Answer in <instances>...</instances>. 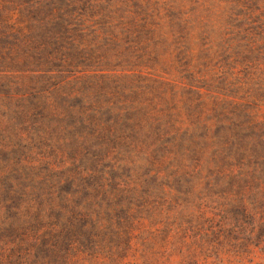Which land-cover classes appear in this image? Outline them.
Listing matches in <instances>:
<instances>
[{"label":"trees","instance_id":"16d2710c","mask_svg":"<svg viewBox=\"0 0 264 264\" xmlns=\"http://www.w3.org/2000/svg\"><path fill=\"white\" fill-rule=\"evenodd\" d=\"M206 1L193 10L163 4L152 22L150 7L125 0H0V86L9 97L0 98V264H52L56 247L75 250L67 262L78 248L108 247V260L124 262L131 252L135 264L153 247L155 211L172 229L177 217L168 222V214L181 204L197 213L175 229L194 247L187 258L214 249L211 264H221V249H248L247 238L225 228L236 214L252 222L251 234L264 229V199L246 195L251 165H261L263 103L240 95L249 77L264 78V0L209 6L199 28L218 23L226 37L198 55L216 76L199 85L190 38ZM207 31L195 35L211 37ZM163 45L184 60L187 74L176 81L165 76L179 71L162 65ZM132 64L153 72L131 74ZM130 76L151 83H121ZM155 184L161 188L146 189ZM201 184L207 202L191 189ZM215 215L213 239L208 228L194 230Z\"/></svg>","mask_w":264,"mask_h":264},{"label":"rangeland","instance_id":"374dc122","mask_svg":"<svg viewBox=\"0 0 264 264\" xmlns=\"http://www.w3.org/2000/svg\"><path fill=\"white\" fill-rule=\"evenodd\" d=\"M125 1L129 3L131 2L136 3L139 5L140 8L146 7L147 9H149L150 7V15L153 18L152 22H158L159 20H161V17L164 12L163 4L166 5L165 8L180 6V8H184V10H187V9L193 10V8L196 6V3H195L196 0H125ZM220 3H224V2L220 0H209L205 2L202 8L195 10V12L201 13V17L198 19V22L200 24L196 22L195 23L196 26H194V28L192 29L193 33L191 34L190 39H191V45L193 48V54H195V57L189 66L191 67V71L194 72L196 78L199 79L198 80L199 85H202L204 83L203 80L206 78L208 79L211 75L214 78H216V76L213 75V70L210 71L211 65L207 67H202V66H206V60L208 58H203L202 56V58L199 59L198 55L202 54L203 52H205L204 50H208L209 48H210L209 53L217 51V49L220 48L222 39H224L226 36L224 35L223 38L221 37L223 35V32L220 31L217 25L218 23L214 24L213 26L210 25L211 27L210 26H205L202 28H199V27L201 26V18H205V14L210 12L209 8L210 7L216 8L218 6L220 7L219 5ZM145 10L146 9H143L140 12H144ZM206 23L207 21L205 20V24ZM199 29L200 30L206 29L208 30L207 32H209L210 30L211 35L209 34V36L211 37L204 38L205 36H207L206 33L200 35V37H196L195 32H197ZM173 47H175V45ZM165 49H166L165 45H163V47L160 48V50L164 52V53L162 52V57H160V61L162 65H164L167 72H171L174 70L179 71V74H177L175 78L170 77L169 74H166L165 76L168 79H175L176 81V79L187 74V71H185L186 68L183 70L184 67L181 65L182 62L184 63V60L180 59L178 55L176 56V50L169 48L167 49V51H165ZM257 53L259 52L258 51L253 52V54H257ZM131 60L133 63L136 59L134 58ZM141 61H144V59H138V63L140 64L147 65V63H150V62L141 63ZM178 61L180 62L177 63ZM195 64H198L200 66L196 69L194 66ZM121 66H126L127 68H129L125 63H123ZM145 66L144 65L137 66L135 64H132L130 68H133V70L137 68L138 71L140 70L139 71L140 74H138L139 72L137 70H134V71L131 70L129 71V73L131 74L136 73V75H141V76H151L148 72H153V71L149 68H146ZM199 68H203L204 71L198 70ZM259 72H264V66L261 67V70H259ZM172 74L176 75L175 72H173ZM249 78H250V84H249L248 91L247 92L243 91L240 93V95L245 96V99L247 101L251 102L253 100H257L263 103L259 107L258 114H259L260 119L264 120V78L258 79L256 75H252V77H249ZM121 83L145 84L146 82H142L138 78L136 77L133 78V76H130L127 78H122ZM148 83H151V82H147L146 84ZM258 86H262L260 92H259V89H257L259 88ZM28 90L30 93H34L35 90L37 89L35 87H30L28 88ZM7 92H8L7 88H5L4 86H0V98H2L4 101H9V97L5 96ZM14 96L20 97L21 94L16 93L14 94ZM15 141L17 142V140ZM12 143L15 145V148L18 147V144L15 143L14 140H12ZM75 146H78V144L75 143ZM255 152H256L255 158L257 156H260L259 160L261 161V165L257 164L256 161L253 162L254 165H251L252 168L253 167L255 168L253 172L256 173L255 175L256 177L250 183V185H254V186L252 187V189H249V191H247L246 193V195L248 196L250 200H252L255 196L261 197L264 199V160H262V157H261L262 155H264V146L260 145V147H256ZM38 153H41V152H38ZM234 167L237 168V166H234ZM151 188L153 191H155L157 189L159 190L161 186L155 184L153 187L151 186L146 187V189H151ZM191 189L193 191H197V197L198 199L200 198V201L207 202L208 192L204 184H201V186L195 185ZM156 193H158V191ZM210 196H212V198L214 197V195L212 194ZM188 197H189V200H193L194 202V197L191 193L188 195ZM194 206L195 205L181 204L178 208L172 209L170 211V213L168 214V220H167L168 222L173 223L174 218L177 217L176 222L172 225L173 227L172 229L170 228L171 226L168 225L167 222H165L164 220L165 216L163 217L162 215H159L157 211H155V215L153 216L154 217L153 224L151 225L153 227L152 229L148 228L154 234L153 247L152 248H149V246L146 247L144 258L137 256L135 264H144L143 263L144 260L146 264H211L212 261L216 258V251L214 249H212V252H207L204 254L199 253L195 257H188V258L184 257V253L190 254L193 251L194 247L189 248L188 247L189 242H185L184 240L182 241V243L179 242L178 237L180 234L175 232V229H179L177 228V225H180L182 228H184L191 224L189 220H192V223H195V219H191V218L184 219L182 223L178 222L180 218L190 217V216H194V214H197L194 211V208H195ZM234 217H237L238 221L235 222ZM206 220L207 218L204 216L202 219L197 221V223L194 224V230L200 229L201 232H205L208 228L209 232H212V231L214 232L211 237L213 239L216 231L218 230L217 229L214 230L210 228H212L211 226L213 225H217V221L219 220V218L218 216L215 215L213 223H210L208 222V220L207 221ZM229 220L231 222V225L226 226L225 228H228L230 230L233 229V236L240 238L239 242H241L243 238H247L248 239L247 240L248 249H243V247L242 249H239V250L238 248L236 250H231L232 249L231 247L228 251L221 249V253H223L222 254L223 261L221 262V264H264V229L256 230L255 232H253V234H251L250 229L253 226L252 222L249 221L248 219L244 220V217L240 216L239 214H236L235 216L231 217ZM234 226L236 227L234 228ZM166 229L172 230L169 233V235H167ZM163 235L167 236L165 242L162 241ZM170 235L173 236L172 244L169 242L167 243V239L168 241L172 239V237H169ZM220 239L221 237H219L218 240ZM213 241H216V239L210 240L209 241L210 244ZM216 244L217 243H215L214 245ZM66 251L67 253H73L75 250L74 251L67 250V248H64V247L54 248V251L51 253L53 256V260H54L52 264H125V263L128 264V262L135 261V258L130 254L131 252L129 253V256H127L126 259H124L125 263L122 261L119 263L115 260L114 256H112L111 258L112 260L107 259L106 256L110 255L111 253L110 248L108 247H104V248L103 247L101 248L93 247V248L86 249V250H83L81 247L76 250L75 256L72 257L69 262H67V257L64 259V255L66 254ZM235 253H238V254L236 255ZM228 259H230L231 262H229ZM39 263L46 264V263H41V262Z\"/></svg>","mask_w":264,"mask_h":264}]
</instances>
